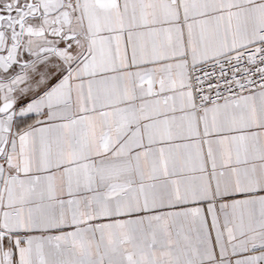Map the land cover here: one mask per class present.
<instances>
[{
    "label": "snow or ice",
    "instance_id": "snow-or-ice-1",
    "mask_svg": "<svg viewBox=\"0 0 264 264\" xmlns=\"http://www.w3.org/2000/svg\"><path fill=\"white\" fill-rule=\"evenodd\" d=\"M0 264H264V0H0Z\"/></svg>",
    "mask_w": 264,
    "mask_h": 264
}]
</instances>
